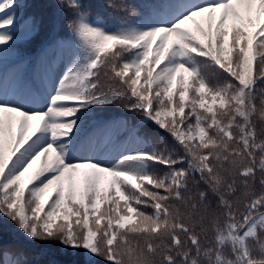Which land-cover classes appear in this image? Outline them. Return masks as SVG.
I'll use <instances>...</instances> for the list:
<instances>
[{
    "label": "snow or ice",
    "instance_id": "snow-or-ice-1",
    "mask_svg": "<svg viewBox=\"0 0 264 264\" xmlns=\"http://www.w3.org/2000/svg\"><path fill=\"white\" fill-rule=\"evenodd\" d=\"M0 264H264V0H0Z\"/></svg>",
    "mask_w": 264,
    "mask_h": 264
}]
</instances>
